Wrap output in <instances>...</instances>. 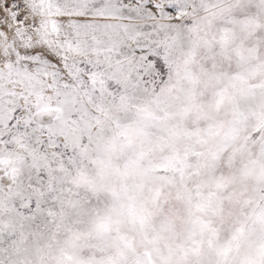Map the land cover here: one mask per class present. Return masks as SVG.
Instances as JSON below:
<instances>
[{
	"label": "snow or ice",
	"instance_id": "snow-or-ice-1",
	"mask_svg": "<svg viewBox=\"0 0 264 264\" xmlns=\"http://www.w3.org/2000/svg\"><path fill=\"white\" fill-rule=\"evenodd\" d=\"M0 264H264V0H0Z\"/></svg>",
	"mask_w": 264,
	"mask_h": 264
}]
</instances>
